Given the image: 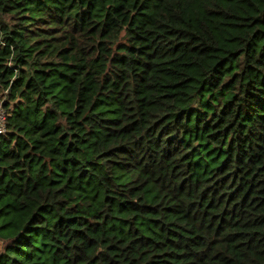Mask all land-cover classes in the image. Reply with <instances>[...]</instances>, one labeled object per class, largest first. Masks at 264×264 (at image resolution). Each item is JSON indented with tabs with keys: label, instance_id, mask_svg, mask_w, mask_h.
<instances>
[{
	"label": "trees",
	"instance_id": "1",
	"mask_svg": "<svg viewBox=\"0 0 264 264\" xmlns=\"http://www.w3.org/2000/svg\"><path fill=\"white\" fill-rule=\"evenodd\" d=\"M0 264H264V0H0Z\"/></svg>",
	"mask_w": 264,
	"mask_h": 264
},
{
	"label": "built area",
	"instance_id": "2",
	"mask_svg": "<svg viewBox=\"0 0 264 264\" xmlns=\"http://www.w3.org/2000/svg\"><path fill=\"white\" fill-rule=\"evenodd\" d=\"M5 122H6V113L0 107V134L4 133L5 131Z\"/></svg>",
	"mask_w": 264,
	"mask_h": 264
}]
</instances>
